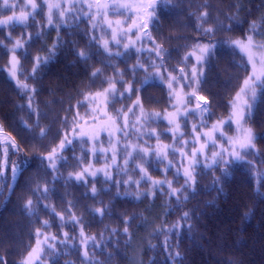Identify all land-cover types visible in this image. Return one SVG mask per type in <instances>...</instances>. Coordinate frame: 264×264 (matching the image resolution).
<instances>
[{"label": "trees", "instance_id": "trees-1", "mask_svg": "<svg viewBox=\"0 0 264 264\" xmlns=\"http://www.w3.org/2000/svg\"><path fill=\"white\" fill-rule=\"evenodd\" d=\"M54 1L58 4L35 0L39 8L30 26L0 28V133L11 140L5 146L0 143V166L6 156L12 163L27 159L15 179L10 170L0 176V264H24L38 240L43 244L35 264H131L141 239L140 264H264V95L259 88L242 122L254 136L255 148L245 156L250 163L225 165V152L218 165L206 166L219 147L231 150L229 137L241 135L232 121L216 133L212 126L229 121L231 102L251 73L247 57L223 42L251 37L264 46V0H156V19L147 29L138 27L147 21L145 0H99L109 6L103 11H98L97 0H60L49 25L48 5ZM7 3L12 7L0 0V16L32 10L27 0ZM60 12L66 14L62 17ZM202 13L208 15L202 19ZM207 28L214 32L205 34ZM28 34L32 39L25 43ZM17 40L23 47L15 52L20 65L14 80L6 67ZM197 44L216 45L200 66L195 56L185 59L191 52L200 55ZM160 48L165 51L158 57ZM81 52L87 58L79 56ZM37 56L47 59L32 74ZM138 63L142 67L133 72ZM193 67L203 69L199 83L181 78L190 76ZM157 72L163 79L153 75L143 90L125 91L130 84L141 88L145 78ZM169 75L177 78L171 89ZM17 81L28 87L20 88ZM112 85L117 91L108 93L103 105L108 117L127 121L140 132L134 131L141 142L154 147L146 156L140 151L129 157L120 153L109 165L111 156L92 147L90 136H81L79 130L100 120L93 98ZM193 92L195 97L189 99ZM198 97L207 98L208 112L197 110ZM138 98L142 107L134 105ZM176 110L188 112L178 115L179 133L165 117ZM142 112L161 117L144 120ZM204 133H212L206 153L193 157L196 135ZM65 135L72 141L60 153L66 159H58L55 170L50 169L42 158ZM123 135L118 133L110 143L120 144ZM108 140L105 133L98 138L104 144ZM182 153L199 161L191 169L195 184L183 188L181 162L191 161ZM79 173L84 177L77 181ZM153 181L166 183L141 194ZM173 189L182 190L171 195ZM28 201L31 206L25 207ZM157 211L161 225L144 240L142 234ZM185 213L188 217L183 219Z\"/></svg>", "mask_w": 264, "mask_h": 264}, {"label": "snow or ice", "instance_id": "snow-or-ice-1", "mask_svg": "<svg viewBox=\"0 0 264 264\" xmlns=\"http://www.w3.org/2000/svg\"><path fill=\"white\" fill-rule=\"evenodd\" d=\"M73 2H76V0H73ZM162 2H167V0H162ZM6 8H10L12 6L8 5L7 0H5V5ZM18 6V5H16ZM31 7V11L29 12H21L20 15H16L15 13H13V15L8 16L4 19H0V28L4 27V26H9V27H15L16 25H20V26H30L28 25V21L29 19H33L36 15L37 9L39 8V5L37 3H35V0H28V3L26 5ZM91 7V6H90ZM96 7L98 9V11H103L104 9L108 8L109 6L106 4H100L99 0H97V4ZM147 15V21H145L144 23H141L140 25H138L139 28L142 29H147L148 28V22L150 21H154L155 18V0H153L152 3H149L147 5L143 6ZM49 8V13H48V24L51 25L53 23V19H52V11L53 9H57L59 10L60 5L59 4H49L48 5ZM66 13L65 12H60V15L63 17ZM207 13H202L201 18L203 19V17L207 16ZM111 23V22H109ZM117 24H119L120 22L117 21ZM136 26V25H134ZM230 27V26H229ZM205 34H209V33H213L214 29L212 28H207L204 29ZM39 35V33L37 34V36ZM149 34L147 32H144V36H148ZM10 38V36H9ZM115 38V37H114ZM32 39L31 34H28L27 40L25 41V43H27L28 41H30ZM149 39H151L149 37ZM223 43H228L231 46H235L240 48L242 51L246 52L248 54V61L251 63L252 65V72L249 74L248 77H246L243 81V84L240 87V90L237 92L236 96L234 97V100L232 103V108H233V112L229 117V121H219L217 124L213 125V131H218L220 125L225 124L230 122L233 118H235V122L237 123V125L240 127V131H241V135L236 137V138H228V143L231 145V150L229 149H224L223 146H221V150L219 152H215L212 154V158H211V162L206 165L207 167H212L213 165H218L221 162V158L223 157L224 153L227 152L229 155V159L228 160H224L223 162L225 163V165H230L232 164L234 161H243L244 163H250L249 161L245 160V156L248 154H252L251 150L255 148V145L253 143V133L251 129H245L242 127V122L250 115L253 107H254V103L257 101L258 98V92L257 89H260V95H264V55H260L259 57H257V55L255 53H253L251 51V49L254 47L253 42H252V38L249 37L248 38V42L247 44L243 43L242 41L236 40V41H225ZM23 45L21 44V42L19 40H17L13 46V48L11 49V51L13 52V56L11 58V64L13 69H16L19 65H20V61L17 59V57L15 56V52L17 49L22 48ZM125 49H127L129 47V45H124ZM216 47V45H199L197 44L195 46L196 51H198L200 53V55H196V52H191L189 53L185 59H187L189 56H195L196 59V64L197 66L202 65L205 61L207 56L212 52V50ZM264 47V46H261ZM104 48L105 50H107L108 48V44L107 42H105L104 44ZM165 51L164 49L160 48L158 51H156V55L159 57L160 53ZM79 56L87 58V53L85 52H81L78 53ZM109 55H112V53L109 52ZM116 55H120V53H116ZM162 58V57H161ZM47 58L44 57H40L37 56L35 57V64L33 66V70H32V74H34L36 72V70L41 66V64L46 62ZM257 61H259V65L260 67L257 68ZM155 66V65H153ZM136 67H142L139 65V63L136 66H133V68L131 69L133 72H135ZM99 72V70H97V73ZM180 72L183 74L184 73V69H180ZM96 73H94L95 75ZM12 75L15 76L16 75V71L12 72ZM156 76L160 79H163V77L161 76V74L159 72L155 73V74H149L148 77L145 78V80L142 82L141 84V88L137 89L134 88L133 84H130L129 87L125 90L126 92H133V91H141L143 90L144 85H146L148 83V79L151 78L152 76ZM204 72L203 69L201 68L199 71L197 70V67H193V69L191 70L190 76H186V75H182L181 78L182 79H191L193 81H196L197 83H199L198 77L203 76ZM169 79H170V83L168 85L169 89L172 88V82L176 81V77H173L171 75H169ZM18 85L20 88H27L28 85L24 84V83H20L19 81H17ZM31 91H35V89H32ZM117 90L115 89V86L112 85L110 86L108 89L105 90L106 93H115ZM97 96H99L100 94L97 93ZM121 96H123V93L120 94ZM195 97V92L189 94V99ZM171 93H170V99H171ZM87 99V98H86ZM197 110L203 112H208L209 111V102L207 100V98L205 97H198L197 98ZM250 101L252 103H250ZM182 102V101H181ZM83 103V102H80ZM134 105L136 106H141L140 104V100L139 98L134 102ZM176 105L174 104L173 107H175ZM142 107V106H141ZM129 111L131 112L132 109H129ZM190 111H195V110H190ZM188 114V112L186 111L185 113H169L168 114V122L171 124L174 122L176 116L178 115H184L186 116ZM118 115H120V112L118 110ZM142 116L144 118V120H149L152 118H160L161 114L160 113H143L142 112ZM66 122V121H65ZM75 123V121H74ZM124 127H128L127 123H125ZM179 127V126H177ZM195 128L196 126H193V132H195ZM119 131H121L124 135H127L128 133H124L123 128L119 129ZM41 136L45 135V130H41L40 133ZM86 135V133H85ZM200 134L196 135V138L198 139ZM203 135L207 136V137H211L212 133H204ZM223 133L221 132V137H223ZM72 141L69 140L67 138V135H65L64 139H62L60 141V144L56 147H53L51 149V151L48 153V155L46 157H43L42 159H46L49 162V168L55 170L56 168V161L59 160H64L66 158H64L60 153H62V151L66 148V146L68 144H71ZM187 143V142H185ZM13 148H17L18 146L15 144H12ZM59 149V151H58ZM7 151V149L5 150V152ZM145 152H147V149L144 150ZM203 151V149H197L195 151L192 152V156L196 157L198 154H200ZM131 155V154H130ZM157 155H161L159 153H157ZM114 159V157H113ZM127 163V161H126ZM199 163L198 160L193 159L190 162V169L191 168H195L196 165ZM27 164V159L22 160V161H17L15 163H12L11 161H9L7 159V156L5 157L4 160V164L3 166V171H0V176H4L6 175V172L8 170L11 171L12 173V178L15 179L17 172L22 173L24 170V166ZM139 167V166H137ZM98 171H102V170H98ZM140 171L142 173H145L146 175V171L143 168H140ZM85 172H87V169H85ZM225 174L227 175V172L225 170ZM91 175L95 176L96 173H91ZM195 173L189 169H186L184 172V176H185V185L182 186L183 187H187L189 184H195L196 180H195ZM84 177V173H79L75 175V179L77 181L82 180ZM73 178L72 175L70 174L69 179ZM143 178V177H142ZM154 184H159V185H163L164 183H166V181H153ZM169 183V187H170V182ZM182 189H173L171 195H176L178 194ZM44 191H48L47 188L44 189ZM92 194L93 196H95L96 194V189L93 188L92 189ZM31 201H28L27 204L25 205V207H30L31 206ZM47 207V206H46ZM99 214H103V210H93ZM188 217V214L185 213L184 216L182 217L183 219H186ZM48 225V221H44V226ZM125 232H127V229H125ZM37 235H42L39 230H37ZM66 238L67 235L65 234ZM48 237H45V241H47ZM53 239H55L53 237ZM37 244H41V241L38 240ZM39 252L40 249L39 248H34L32 250L31 253H29V258L24 262V264H32V257L34 254H36L35 259L37 261H39L40 256H39ZM85 255H87V253H85ZM177 256H179V254L177 253Z\"/></svg>", "mask_w": 264, "mask_h": 264}, {"label": "rangeland", "instance_id": "rangeland-1", "mask_svg": "<svg viewBox=\"0 0 264 264\" xmlns=\"http://www.w3.org/2000/svg\"><path fill=\"white\" fill-rule=\"evenodd\" d=\"M47 1H49V0H47ZM145 1L148 4L153 2V0H145ZM57 2H58V4H60V0H57ZM27 3H28V0H27ZM27 3H26V5H27ZM55 3H56V1H54V4ZM22 6H23V3H22ZM14 13L16 15H20L21 14V12H14ZM11 15H13V13H11L10 15H4V16L1 15L0 19H4V18H6L8 16H11ZM236 40L242 41L245 44H247V42H248V39L237 38L234 41H236ZM252 42H253L254 47L251 49V51L253 53H255L257 55V57H259L260 55H264V47H261V45L258 42L254 41V40H252ZM238 49L248 59V54L246 52L242 51L240 48H238ZM12 56H11V58H12ZM11 58H10L9 64L7 65L6 69L8 71L9 76L12 79L16 80L17 73H18V67L16 69H13L12 64H11ZM250 66H251V72H252L251 63H250ZM259 67H260L259 61H257V68H259ZM13 71H16V75L15 76L12 75ZM99 94H100L99 96H97L95 94L96 97L93 98V100H94V102H97V104L99 106V111H100V114H101L100 120H98L99 122L96 121V124H94V125H88V126H82L81 125L80 126L81 129L79 130V134L81 133L82 135H85V133H86V135H89L90 136V138H89L90 139V144L92 145V147L100 150V152H103L105 155H110L111 156L109 165L114 160H116L118 158V155L120 153L123 154V156L127 155L128 157L130 156L131 153L136 152V151H140L141 154L144 155V156L148 155L151 152V150L153 149L154 146H152L149 141H147L146 143L141 142L140 141V136H138V135H140V132L137 131L136 129H134V131L138 134L137 135L133 131V126L130 128L129 124L127 123V121H125V120L124 121H121V120L115 121L111 117H108V115L105 112V109H103V105L105 104V102L107 101V99L109 97L108 93H103V92L100 93L99 92ZM169 113L170 112H168L167 115L165 116L167 118V121H168V117L167 116H168ZM172 113L175 114V112H172ZM176 113H180L179 110H176ZM177 118H178V116H176V118H175L173 123H171V124L169 123L171 125V129H172V131L174 133H179V131H180L179 127H177L178 126ZM231 121H232V123L235 126H238L237 123L235 122V118H233ZM125 123H127V125H128V127H126V128L124 127ZM225 124H223V125H225ZM121 128H123L124 133H126V130H128L129 132L133 133V136H128L127 137V135L129 133L127 135H123V133L121 131H119V129H121ZM216 132L217 131H215V133ZM104 133L108 135V139H109L106 144L98 142V138ZM118 133H121L123 135L121 140H120V144H116V143L111 144L110 143L111 139H113V140H117L118 139L116 137V135H118ZM238 136H240V135H238ZM234 138H236V137H234ZM8 142H11L10 138L6 134L0 133V143H2L5 146ZM209 144H210L209 137H207L205 135H203V136L200 135L199 138H198L197 146L194 148V151L197 150V149H201V148L203 149V151L200 154H198L197 156H204V154L206 153V149L208 148ZM120 148H122V149H120ZM223 148L226 149L225 147H223ZM145 149H147V152L144 151ZM185 150H186V148L183 147L182 152H184ZM220 150H221V147L218 148V151H220ZM182 155H183V157L185 158L186 161H191L190 158H189V154H186V153L183 154L182 153ZM113 157H114V159H113ZM128 157L126 158V160L129 159ZM226 157H229V155L227 154V156H225V159H226ZM181 163L184 165L182 167V169H181L183 174H184L186 169H189V170L192 169V168L190 169V164L189 165H185L183 162H181ZM105 166L108 167L107 164ZM105 166H103V169H107ZM166 170H169V169H166ZM144 176L148 177L147 174L146 175L144 174ZM150 186L152 188L156 189V188H158V187H160L162 185L154 184L153 182L145 184V188H143L140 191L141 194L143 193V195H144L145 194L144 191L149 190ZM138 188H140V187H138ZM157 214H158V211L153 213V217H152V219L150 220V223L147 226L148 228L142 234V237H144V240L149 239L150 234L153 235L155 233V230L160 227L161 220L159 219ZM143 243L144 242L141 239L139 241V245L137 246V251L133 254L131 264H140L139 251L141 250V246L143 245ZM42 244H43V240H42L41 244H39V245L36 244V246L34 247V248H39L40 249L39 256H40V253H41ZM32 250L29 253H31ZM29 253H28L26 259L24 260V262L29 258ZM35 256H36V254H34L33 257H32V264H35V262H37V260L35 259Z\"/></svg>", "mask_w": 264, "mask_h": 264}]
</instances>
